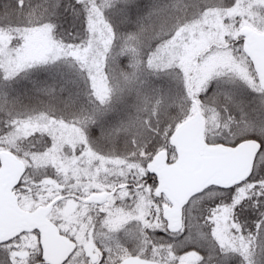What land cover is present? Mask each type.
Masks as SVG:
<instances>
[{"label": "snow or ice", "instance_id": "1", "mask_svg": "<svg viewBox=\"0 0 264 264\" xmlns=\"http://www.w3.org/2000/svg\"><path fill=\"white\" fill-rule=\"evenodd\" d=\"M0 264H264V0H0Z\"/></svg>", "mask_w": 264, "mask_h": 264}]
</instances>
